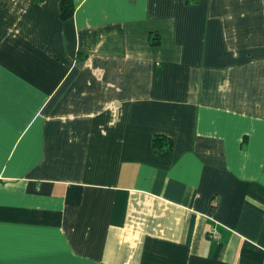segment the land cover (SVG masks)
<instances>
[{
  "label": "crops",
  "instance_id": "crops-1",
  "mask_svg": "<svg viewBox=\"0 0 264 264\" xmlns=\"http://www.w3.org/2000/svg\"><path fill=\"white\" fill-rule=\"evenodd\" d=\"M60 1L0 0V264H264V0Z\"/></svg>",
  "mask_w": 264,
  "mask_h": 264
},
{
  "label": "trees",
  "instance_id": "trees-1",
  "mask_svg": "<svg viewBox=\"0 0 264 264\" xmlns=\"http://www.w3.org/2000/svg\"><path fill=\"white\" fill-rule=\"evenodd\" d=\"M72 0H61L60 1V17L61 19H67L71 16L72 14ZM162 137L160 136H155L153 139V144L157 147H161Z\"/></svg>",
  "mask_w": 264,
  "mask_h": 264
}]
</instances>
